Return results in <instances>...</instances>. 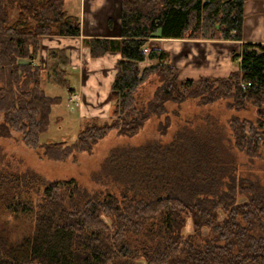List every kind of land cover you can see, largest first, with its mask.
<instances>
[{"label": "trees", "instance_id": "trees-1", "mask_svg": "<svg viewBox=\"0 0 264 264\" xmlns=\"http://www.w3.org/2000/svg\"><path fill=\"white\" fill-rule=\"evenodd\" d=\"M247 2L121 0L118 36L83 40L94 60L120 55L108 95L112 120L88 125L67 145L41 137L63 101L47 94L44 80L68 84L69 56L52 50L46 67L37 61L43 38L81 36L80 17L68 13L65 0H0V138L21 135L26 147L63 161L91 151L111 131L138 135L169 103L230 99L232 109L252 108L256 116L231 120L236 147L261 157L263 44L245 42L232 52L238 68L228 77L197 79H182L169 53L149 46L154 38L244 42ZM153 75L161 84L148 108H140L137 92ZM212 127L184 126L170 143L116 150L92 187L0 168V264H264V185L240 177L236 164L218 155L230 138ZM5 215L27 222L23 235L10 233ZM187 219L193 233L185 235Z\"/></svg>", "mask_w": 264, "mask_h": 264}, {"label": "rangeland", "instance_id": "rangeland-1", "mask_svg": "<svg viewBox=\"0 0 264 264\" xmlns=\"http://www.w3.org/2000/svg\"><path fill=\"white\" fill-rule=\"evenodd\" d=\"M70 2L67 5L68 13L70 15H80L81 28L82 30H87V32H84L85 35L101 36L110 34L118 36V32L113 31V29L108 32L101 29L94 31V28H99V25L106 24L107 18L112 21V24L117 23L118 25L120 22L121 0H81L80 4L77 3V0H70ZM100 5H110V7L108 9L105 7H103L104 9L102 7L97 9ZM104 10L111 16L104 17ZM85 23L86 28L84 26ZM91 24H94V26ZM51 39L43 38L41 43L45 40L46 43L44 42V44H49L52 41ZM244 39V42L227 41L222 45H215L210 43V41H206V43H183L172 39L154 38L149 41V46L169 53L172 66L177 68L180 66L183 70L192 73L185 76L182 71L181 75L187 78L193 76L192 78L197 79L202 74H212L213 71H211L210 66H216L221 62H224V66L227 65L226 71L232 72V70L238 68V62H232V52L237 53L240 51L242 44L245 42L264 45V0H248L246 3ZM52 50L54 49H49L48 45H43L40 52L42 57L39 55L40 58L37 61L43 67H46L48 62L47 54ZM64 51L69 56V62L70 56L74 57L76 53L75 59H80V68L84 67L89 50L83 44L78 50L71 48L70 55L67 50ZM146 65L148 64H144V66ZM90 74L91 70L87 69L83 71L82 76L78 73L75 76L71 75L70 79H68V82H71L70 85L64 84L61 87L44 80L43 87L47 94L51 97L60 96L63 101L61 105L53 107L50 116V129L47 134L41 137L42 142L62 141L67 145L73 144L88 125L92 123L103 125L111 122L113 104L108 100L105 89H102L101 95H96L95 93L93 96L84 95L85 93L81 89L80 83L82 81L87 83ZM115 74L116 69L114 68L106 70L104 80L107 81V86H109V82L112 81ZM96 83V80L92 81L91 87L95 90H100V85ZM104 84L103 87L105 88L106 85ZM160 84L159 79L155 75L146 80V83L136 95L140 108H148V104L153 99ZM231 103L232 100L230 99H222L204 104L198 98L186 100L182 104L169 103L166 106L165 113L160 116H152L138 135L128 138L118 134L116 131H111L105 138L98 141L91 151L74 153L63 161L45 158L43 149L33 150L26 147L21 142V135L14 134L10 138H0V155L4 158L0 168L9 167V169L18 172L35 171L49 182L75 179L83 186L92 187L95 185L94 175L100 171L103 163L114 151L126 150L130 146H141L154 140H160L162 144L170 143L175 134L184 126L196 128L197 126L211 125L215 130L225 129L227 131V139L230 138V142L228 144L225 143L226 148L222 147L223 152H219L218 155L227 156L229 162L235 163L237 174L240 177L254 181L259 180L261 185H264V151L261 150L259 155L261 157L251 158L250 156L252 155L245 150L238 149L235 145L231 127V120L235 116L255 119V111L252 108L245 111L235 110L231 108ZM167 119H169L170 124L166 132L163 133V126L166 125ZM1 222L3 225H8L7 228L10 233L18 236L23 235L26 231L27 222H19V220L9 215L3 216ZM192 233V222L187 219L184 234Z\"/></svg>", "mask_w": 264, "mask_h": 264}, {"label": "crops", "instance_id": "crops-1", "mask_svg": "<svg viewBox=\"0 0 264 264\" xmlns=\"http://www.w3.org/2000/svg\"><path fill=\"white\" fill-rule=\"evenodd\" d=\"M80 1L81 0H77V3L80 4ZM70 3H71L70 0H65L66 10H67V5L70 4ZM101 7H102V9H104L103 7H105L106 9H108L110 7V5H106V6L105 5L104 6L103 5L102 6L100 5V6H98L97 9H99ZM75 16L80 17V15H77V14ZM110 16L111 15H108V13L105 11L104 17H110ZM120 16H121V3H120ZM107 20H108V18H107ZM107 20H106V24L99 25L98 26L99 28H94V31L101 29L102 31H108V32L110 31L111 32L112 29H113V31L119 32V30H120V22L121 21L118 23V25H117V23H113L112 24V27L113 28H110L109 27V21H110V19L108 21ZM84 26L86 28V23H85ZM92 26H94V24ZM89 27H91V26H89ZM90 30H92V28H90ZM84 32H87V30L83 29L81 31V36L79 38H62V37H60V38H52L51 39L52 41H50L49 44H44L45 40H43L42 43H43L44 46H47L48 45V48L49 49H54V50L64 49V50H67L68 51V54L70 55L69 52L71 51V48L76 49V50H78L79 47L81 48L82 47V44H83L82 42H83V40L85 38L117 37L116 35L113 36V35H110V34H108V35H101V36H99V35L98 36H89V35H85ZM174 41H181L183 43H189L190 42V41L185 42V41H182V40H174ZM197 43H206V41H200V42L197 41ZM210 43L215 44V45H222V44H224L226 42H210ZM87 55L88 56H87L86 62H85L86 64H84V67L83 68H80V66H79L80 59H75L76 56H77L76 53H75V56L74 57L73 56H70L69 67L67 68V71H68V69L70 71V72L68 71V79H70L69 77L71 75H74L75 76L77 73L80 74V76H82L83 71H85L87 69H90L91 70V74L89 75V79H87V83H85L83 81H82V83H80L81 84L80 85L81 86V89L85 93L84 95H91V96H93L95 93H96V95H98V94L101 95L102 89H105V91L107 92L106 95L108 96L109 95V92H110L111 85H112V83L114 81L115 75H114L112 81L109 82V86H107V84H106L107 81L104 80V77H105L104 76V73L106 72V70L108 68H114V69H116V64H117L118 60L120 59V55L119 54H108V55H106V56H104V57H102V58H100L98 60L92 59L90 57L89 53H87ZM146 64H148V63H146ZM226 66L227 65L224 66V62H221V63L217 64L216 66H212L211 65L210 66V69H211V71H213V73L212 74H208V75L202 74L201 76H209V77H215V78H226L231 73V72H228V71L225 70ZM86 67H88V68H86ZM178 69L180 70V75L182 74V71L185 73V76L192 74V73H190L187 70H183L180 66L178 67ZM234 70H237V69H234ZM234 70H232V71H234ZM185 76H182L181 75V78L182 79H188L189 78V77L187 78ZM192 77L193 76H191L189 79H196V78H192ZM93 79L96 80L97 83L100 85V87H99L100 90H95L94 88L91 87L92 86V81H94ZM71 81H72V79H71ZM70 83L71 82H69L68 84L70 85ZM103 83H105L104 85H106L105 88L103 87Z\"/></svg>", "mask_w": 264, "mask_h": 264}, {"label": "built area", "instance_id": "built-area-1", "mask_svg": "<svg viewBox=\"0 0 264 264\" xmlns=\"http://www.w3.org/2000/svg\"><path fill=\"white\" fill-rule=\"evenodd\" d=\"M143 52H144L145 54H148V52H149V51H148V48L145 47V48L143 49Z\"/></svg>", "mask_w": 264, "mask_h": 264}]
</instances>
